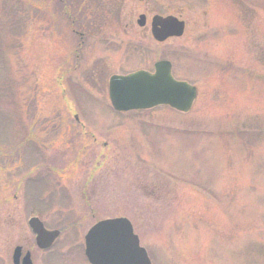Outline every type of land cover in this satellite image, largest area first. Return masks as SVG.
<instances>
[{"label": "rangeland", "instance_id": "374dc122", "mask_svg": "<svg viewBox=\"0 0 264 264\" xmlns=\"http://www.w3.org/2000/svg\"><path fill=\"white\" fill-rule=\"evenodd\" d=\"M227 1L211 0L203 25L215 32L192 40L198 54L178 55L183 38L169 45L174 74L197 88L188 112H113L104 87L86 88L79 140L78 127L65 134L71 120L58 122V81L78 40L68 15L84 8L0 0V264L14 245L32 264H89L85 231L115 216L130 220L151 264H264V11L244 26ZM116 41L88 36L74 74ZM216 52L234 65L218 66ZM35 215L59 230L45 251L27 225Z\"/></svg>", "mask_w": 264, "mask_h": 264}, {"label": "flooded vegetation", "instance_id": "af4514ba", "mask_svg": "<svg viewBox=\"0 0 264 264\" xmlns=\"http://www.w3.org/2000/svg\"><path fill=\"white\" fill-rule=\"evenodd\" d=\"M70 1L73 6L75 4L78 7L82 6L84 13L81 12L80 15H77V10L68 15L67 32L78 40L77 46L72 49L66 59L65 69L59 74L58 85L62 87L61 95L65 98L66 103H62L64 110L60 111L57 116L58 119H61L58 122L62 126L65 124V120L72 121L70 130L65 133L67 136L74 127H78L79 140L86 135L84 124L78 122L80 113L84 111L80 98L89 99L86 88L104 87L107 95L111 76L124 75L139 69L153 72L154 64L159 60H169L171 73L176 78L191 82L187 75L176 76L174 74L171 56L173 57L177 52L175 53L174 49L169 46L173 42L171 40L183 38L182 40L187 41L181 43L182 46L178 48V53L183 56V59H188V56L198 54V48H195L192 40L203 39L207 33L215 32H210V30L208 32L203 25V22H206L204 17L208 15V9L211 7V0H101L103 9L98 7V0H79V3L78 0ZM256 3L253 5L250 0H229L230 8L236 11L238 21L244 26L258 19L257 11L262 9L264 11V5L260 1ZM236 16H230L233 23ZM172 23L182 26V34L179 37L167 35L163 41H156L154 31L169 30ZM214 26L217 33L218 25ZM88 36H95L102 40L106 38L118 39V41L115 46L105 47L108 52L102 56L100 54L97 59H94V65L90 64L83 68L81 76L79 73H74L76 64L83 60L82 53L80 54L78 51L82 49L81 45L84 44ZM134 39H147L151 43H146V40L133 42ZM204 49L207 50V48ZM215 54L219 56L218 66H225L229 69L234 65L229 60L222 61L219 52ZM263 55L264 50H261L258 56L262 57ZM241 67L245 68V65L242 64ZM73 75L82 78L84 82L79 79L78 81L82 82L79 83ZM71 78L77 83L72 82ZM107 106L113 110L110 103ZM113 112L118 111L113 110ZM127 112L129 111L118 113L125 114ZM89 136L95 141L96 138L93 135L89 134ZM102 143L103 145L107 144L105 141Z\"/></svg>", "mask_w": 264, "mask_h": 264}, {"label": "water", "instance_id": "95a60500", "mask_svg": "<svg viewBox=\"0 0 264 264\" xmlns=\"http://www.w3.org/2000/svg\"><path fill=\"white\" fill-rule=\"evenodd\" d=\"M182 29L172 23L169 30L154 31L155 39L161 41L167 35H179ZM108 94L116 110L148 108L168 104L188 111L195 98V87L185 81H177L170 75V63L155 64L153 74L136 71L127 75H114L109 80ZM28 225L35 233V243L48 248L58 235V230H46L37 217H31ZM84 253L90 264H150V260L138 238L132 232L130 222L124 217L104 219L92 225L84 235ZM21 248L12 250L13 264H32L27 251L20 258Z\"/></svg>", "mask_w": 264, "mask_h": 264}, {"label": "trees", "instance_id": "16d2710c", "mask_svg": "<svg viewBox=\"0 0 264 264\" xmlns=\"http://www.w3.org/2000/svg\"><path fill=\"white\" fill-rule=\"evenodd\" d=\"M16 147H19V145H17ZM16 148L15 147H13L12 149H11V151L10 152H14V150H15ZM13 154V153H12ZM13 158H14V156H13ZM13 161H14V159H13Z\"/></svg>", "mask_w": 264, "mask_h": 264}]
</instances>
